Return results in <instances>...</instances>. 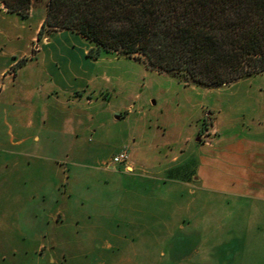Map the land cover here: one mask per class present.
<instances>
[{
	"label": "rangeland",
	"instance_id": "rangeland-1",
	"mask_svg": "<svg viewBox=\"0 0 264 264\" xmlns=\"http://www.w3.org/2000/svg\"><path fill=\"white\" fill-rule=\"evenodd\" d=\"M47 1L32 0L28 16L7 7L5 11L34 33L46 17ZM57 34L43 54L48 64L56 60L61 64L56 85L77 86L71 92L77 104L65 103V92L55 90L54 101L45 96L54 84L45 77L41 58L26 66L20 81L40 90L44 118L35 129L41 141H30L26 149L32 169L48 176L46 183H24V191L32 195L36 191L37 198L43 190L50 191L51 168L60 166L59 200L52 210L38 206L0 210V264H264V232L255 225L244 241L242 215L216 210L217 197H231L230 190L216 185L215 177L227 181L225 171L211 161L215 152L204 145L211 143L218 127L225 132L224 139L245 137L248 129L264 130V72L208 88L116 52L102 50L95 57L94 45L81 34L46 29L26 54L12 58L0 80V92L6 75L16 76L19 67L36 57L42 43ZM3 114L0 137L5 139ZM140 115L158 132L157 149L132 173L136 183L104 181L99 172L103 162L126 149L132 139L141 138L142 124L134 120ZM179 137L180 145L164 143ZM176 149L184 159H192L194 180L189 184L179 181L180 173L174 171L171 179L166 171L174 164L170 161ZM203 169L207 175L198 179ZM259 180L256 177V191ZM19 185L23 184L15 182L11 192H17Z\"/></svg>",
	"mask_w": 264,
	"mask_h": 264
},
{
	"label": "trees",
	"instance_id": "trees-1",
	"mask_svg": "<svg viewBox=\"0 0 264 264\" xmlns=\"http://www.w3.org/2000/svg\"><path fill=\"white\" fill-rule=\"evenodd\" d=\"M28 16L32 0H3ZM39 31L68 29L96 49L208 88L264 72V0H48Z\"/></svg>",
	"mask_w": 264,
	"mask_h": 264
},
{
	"label": "crops",
	"instance_id": "crops-1",
	"mask_svg": "<svg viewBox=\"0 0 264 264\" xmlns=\"http://www.w3.org/2000/svg\"><path fill=\"white\" fill-rule=\"evenodd\" d=\"M5 9L6 6L4 2L0 0V80L9 68V65L13 63L12 58L26 54L29 50L30 43L41 39L38 31L45 20L44 18L39 22L37 30L34 33H29L25 31L28 26H23L20 21L16 24L17 21L14 22L12 20V13L9 14ZM27 19L31 18L27 17ZM15 28H19V31L15 32ZM58 36L60 35L57 34L49 39V42L46 40L42 43V47L37 52L34 59H29L25 64L19 67L16 76L11 77L7 74L4 80L0 92V107L2 104L4 107L0 108V116L4 113L5 115L3 114V117H5L7 121L5 131L6 138L0 137V210H37V206L40 207L41 210H47L48 208L52 210L53 205L59 200L56 195V176L57 173L58 176H61L60 166L58 169L54 167V170L51 168L50 180L53 186L50 191L43 190L39 196L40 202L37 203L36 201V199H39L35 194L36 191L33 192V195L31 191H24V183H46L48 182V176H45V171L41 174L40 170L35 171L32 169L33 162L29 159L30 153H28L26 149L30 141L33 143L41 141V137L35 129L39 120L44 118L43 112L41 111V104L43 101L38 96L40 90L34 85L23 84L20 81L21 74L26 66L32 61L41 58L45 64L43 67L45 77L54 84L52 85L53 88L49 90L46 89L45 96H47V98L51 97L53 100L55 98L52 97L56 92L55 90H57L58 94L59 92L67 93V99L64 101L65 103L67 101L71 103L77 101L71 94V92L78 89L77 86L69 87L68 85L66 86L60 83L56 85L58 68L61 66L60 62L56 60L52 64H48L46 62L47 55L43 54L46 47L53 46ZM8 84L12 89L10 94H8ZM43 100L47 106V99ZM62 103L61 101V104ZM145 119L146 117L142 115L134 118L135 124H142L139 130L141 138L139 139L137 137L132 139V142L130 144L128 143V147H125L130 153V160L124 164H117L114 168L106 167V160L103 162V166L100 167L99 172L103 173L100 178L104 179V181L113 179L118 182L129 181L130 183H136L135 180H137V178L132 173L144 163H147L149 154L155 151L158 146V132L152 129L150 123L148 121L145 122ZM224 135L225 132L218 127L217 134L213 136L211 143L202 144L212 148L211 152H215V155L214 159H211V161H214L217 166L225 171L224 175L227 181L225 178L221 179L222 176L219 178L215 177L217 180L216 185L230 190L229 193L231 197L226 198L223 195L217 197L218 200L220 199V203H217L216 210H230L233 214L238 212V214L242 215L243 223L241 231L242 239L245 241L249 238L247 233L249 231L252 232L255 229V225L257 229L264 232V130L248 129L246 130V134H244L245 137L241 138L232 135L230 138L224 139ZM181 141L179 137L175 140L167 139L164 143L165 145L177 143L180 145ZM122 149L124 148L115 151L113 155ZM180 149L185 151L184 148L180 147ZM171 155L173 156H171L170 163L174 164L166 169V171L170 173V178L173 179V173L176 171L180 173V175L177 174L176 177L181 179L179 180L181 183H191L194 180L190 167L191 157L184 159V153H180L178 149ZM201 160H203V163L206 165L207 158L202 156ZM219 161H223V163L221 162L222 165L219 164ZM37 168L40 169V166ZM193 172H195V170ZM206 175L207 173L203 169L197 178L201 179ZM111 176L112 178H109ZM256 177L258 179L260 177V185L257 191ZM15 182L19 184L22 183L23 185H19L20 189L12 193V185ZM226 182H228V184ZM132 205H137L136 193Z\"/></svg>",
	"mask_w": 264,
	"mask_h": 264
},
{
	"label": "built area",
	"instance_id": "built-area-1",
	"mask_svg": "<svg viewBox=\"0 0 264 264\" xmlns=\"http://www.w3.org/2000/svg\"><path fill=\"white\" fill-rule=\"evenodd\" d=\"M130 160V153L127 149H123L115 153L108 161L105 162L106 167L113 168L117 164H124Z\"/></svg>",
	"mask_w": 264,
	"mask_h": 264
}]
</instances>
